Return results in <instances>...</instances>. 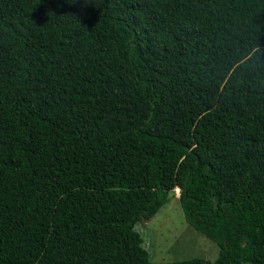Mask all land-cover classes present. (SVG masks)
<instances>
[{"label":"trees","instance_id":"obj_1","mask_svg":"<svg viewBox=\"0 0 264 264\" xmlns=\"http://www.w3.org/2000/svg\"><path fill=\"white\" fill-rule=\"evenodd\" d=\"M0 264H264V0H0Z\"/></svg>","mask_w":264,"mask_h":264},{"label":"rangeland","instance_id":"obj_2","mask_svg":"<svg viewBox=\"0 0 264 264\" xmlns=\"http://www.w3.org/2000/svg\"><path fill=\"white\" fill-rule=\"evenodd\" d=\"M135 230L143 239L142 246L153 262L200 257L213 260L218 245L190 226L180 205L179 189L168 194V201L149 220H142Z\"/></svg>","mask_w":264,"mask_h":264}]
</instances>
